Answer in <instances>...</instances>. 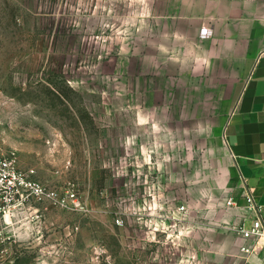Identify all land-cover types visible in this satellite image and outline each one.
Listing matches in <instances>:
<instances>
[{"label":"rangeland","instance_id":"rangeland-1","mask_svg":"<svg viewBox=\"0 0 264 264\" xmlns=\"http://www.w3.org/2000/svg\"><path fill=\"white\" fill-rule=\"evenodd\" d=\"M194 8L0 0V150L78 203L8 213L0 264H237L215 246L244 196L220 126L249 61L213 57Z\"/></svg>","mask_w":264,"mask_h":264},{"label":"crops","instance_id":"crops-1","mask_svg":"<svg viewBox=\"0 0 264 264\" xmlns=\"http://www.w3.org/2000/svg\"><path fill=\"white\" fill-rule=\"evenodd\" d=\"M194 4V12L185 18L194 16L196 30L200 26L207 29L213 57L217 53L218 58H226L234 66L241 59L249 61L220 135L243 187L242 195L252 196L264 219V0H194ZM214 37L226 40L215 47L219 41ZM243 197L233 199V205L223 210L230 232L214 233L215 246L217 250L221 246L237 264H264L262 242L243 240L235 231L239 227L249 229L256 215L248 210ZM241 248H254V252ZM194 255L197 257V252Z\"/></svg>","mask_w":264,"mask_h":264},{"label":"built area","instance_id":"built-area-1","mask_svg":"<svg viewBox=\"0 0 264 264\" xmlns=\"http://www.w3.org/2000/svg\"><path fill=\"white\" fill-rule=\"evenodd\" d=\"M248 210L256 215L251 220L249 229L239 227L236 233L243 240H254L255 244L262 242L261 249L264 248V219L259 215L260 207L257 206L248 193L244 195ZM49 203L52 206L69 209L77 207L78 203L72 192L66 191L61 195L54 189H47L41 183L30 178V172H24L17 168L12 153L0 150V223L5 220L8 213L18 207H25L29 203ZM232 206L233 202L229 199L226 203ZM177 212H185L184 206H179ZM121 224L120 220H116ZM246 253L254 252V248H241Z\"/></svg>","mask_w":264,"mask_h":264}]
</instances>
